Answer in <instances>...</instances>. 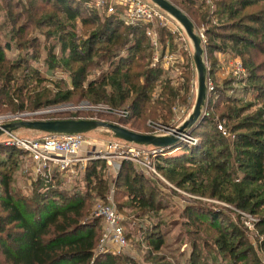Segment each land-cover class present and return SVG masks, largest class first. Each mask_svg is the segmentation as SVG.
<instances>
[{
    "label": "trees",
    "instance_id": "trees-1",
    "mask_svg": "<svg viewBox=\"0 0 264 264\" xmlns=\"http://www.w3.org/2000/svg\"><path fill=\"white\" fill-rule=\"evenodd\" d=\"M0 2L4 14L0 29L6 30L13 40L20 39L24 31L32 26L37 30H54L49 36H54L68 53L66 58L61 55V62L66 66L78 65L76 69L70 67L69 78L73 89L84 85L88 69L106 66L97 78L86 84L85 89L81 88L82 98L89 102L102 103L112 110H126L129 119L152 118L164 123L172 117V108L176 103H186L189 94L186 83L174 86L170 80L162 78L159 69L150 67L152 48L146 37L150 28L148 24L127 26L116 14L104 13L100 17L90 5L91 0ZM181 2L194 4L187 0ZM215 7L214 16L219 18L220 23L206 32V36L231 44L222 52H229L242 61L247 73L245 83L249 84L242 90L245 94L251 93L253 104L260 107L248 111L246 108H253V105H243V100L239 98L228 99L219 91L216 95L218 99L223 97L226 107L219 119L225 123L232 138H225L206 112L189 134L197 139L196 146L179 142L175 147L163 150L154 162L156 169L164 174L168 173L166 167L175 168L171 170L170 180L177 187L198 182L194 194L208 195L235 209L258 216L260 222L255 229L259 237L253 238L257 248L264 252V86L251 85L257 80L264 81V71L254 60L257 56H264V0H218ZM48 8L52 9L49 14L45 12ZM76 23H81L83 27H96L78 35L73 29ZM99 44L101 47H96ZM218 44L211 46L220 51ZM4 46L2 48L0 43V108L8 105L22 112L50 105L51 91L38 87L48 82L46 77L31 69L24 59L10 64L3 53L4 49H9V44ZM25 46L37 48L38 39L27 41ZM30 82L38 83L37 87L29 86ZM156 84L159 92L154 94ZM67 93L69 96L74 94L71 91ZM14 102L16 104L12 105ZM244 113L247 115L242 117ZM178 149L181 155L165 157ZM16 153H21L20 157L25 156L17 147L0 142V155L8 160L0 159V255L3 264H136L131 258L118 256L112 251L96 252L102 236V222L93 216L87 204V193L77 190L67 192L58 186L56 172L59 171L53 170L47 178L37 176L28 195L14 189ZM97 163L93 161L87 165L83 182L87 190L95 184V189L104 194L110 187L99 177L98 167L94 166ZM186 167L195 170L181 172ZM152 184L153 180L132 163L121 161L114 186L124 189L130 208L138 212L135 218L154 211L152 191L148 192V188L153 190ZM189 192L193 193V188ZM183 212L187 229L182 236L188 237L191 264H205L200 262V249L207 250L211 242L207 233L210 230L213 235L218 234L213 243L229 256L233 264L248 260L249 264H261L244 229L243 234L213 227L219 221H228L221 211L204 205H186ZM147 242L153 252H159L164 247L162 239L151 238ZM244 246L245 249H241Z\"/></svg>",
    "mask_w": 264,
    "mask_h": 264
},
{
    "label": "rangeland",
    "instance_id": "rangeland-1",
    "mask_svg": "<svg viewBox=\"0 0 264 264\" xmlns=\"http://www.w3.org/2000/svg\"><path fill=\"white\" fill-rule=\"evenodd\" d=\"M168 1L181 10L192 21L195 33L201 37L203 60L207 68V88L210 89V87H212V90L208 91L204 112L208 113L209 117L214 121L217 127L221 126L223 130H225L227 135H222L230 140L232 138L231 134L228 133L225 123L219 119V115L226 111L224 100L223 97L218 99L216 93H220L222 91L221 95L228 99L239 98L243 100V105H253V108H246L248 111L250 109V111H253L260 106L259 104H253L254 100L252 101L253 95L251 93L245 94V91L242 90L245 87H249V84H247V82L245 83L247 73L243 69L242 61L231 55L229 52H222L225 49H229L231 44L229 42H220L219 39L206 36V32L210 31L212 27L220 23L219 18H215L214 16L216 11L215 4L218 0H187L193 2V6L190 3H182V0ZM114 6V14L118 16L123 12V7L117 5ZM51 10L52 9L48 8L45 9V12L49 14L51 13ZM97 13L100 17H103L105 12L100 8L97 10ZM3 16L4 14L2 13L0 6V23H4ZM149 26L157 34L156 37L162 46V51L171 53L178 58V61L173 68L154 69H159L162 74V78L170 80L174 86H181L186 83L189 92L186 103H176L177 105L172 108V117L168 120V122L164 123L160 120H154L152 118H147L146 120L129 119V112L126 110H119L125 111L127 113L125 115L119 112L103 111L105 107H107L106 105L102 103L93 104L87 99L82 98L80 93L81 88L83 87V89H85L86 84L97 78V76H99V74L106 69V66H97L88 69L86 72L87 77L84 79V85L82 84V87L79 89H73L69 78L71 73L70 67L74 66L76 69L78 65L72 64L70 66H66L61 62V55L66 58L68 53L63 47H61V45L58 44L54 36H49L52 32H54V30H37L35 26L27 28L24 31L23 36L17 40H13L8 33H6V30L1 28L0 43L2 48L5 47L4 45H6V43L9 44V49H4L3 53L10 64H15L20 61V59H24L27 61L26 64H28L31 69L38 70L40 74L46 77L48 82L42 83L38 87H46V89L51 91L50 105L34 111L25 110L22 112L15 111L8 105H3L0 108V116H14L7 123L17 121V119L14 120V118H17L20 115H29L27 117L28 120H100L122 126L137 133L155 135H160L166 131L169 132L174 129L187 118L195 103L197 76L195 66L192 61L193 49L183 29L172 18H169L167 27H162L156 22L149 24ZM95 27L96 26L83 27L81 23H76L73 29L78 35H82L92 31ZM34 38L36 40L38 39L39 46L37 48L25 46L27 41H31V39ZM214 43H219L218 46L220 45L222 50H219L221 52L216 50V47H214V49L212 48L211 45ZM96 47H101V44ZM95 57L92 59H95ZM254 60L256 61V65L260 64L264 71V56H257ZM235 62L241 65V68L244 70V74L236 72L235 65H233ZM37 84L30 82L29 86L37 87ZM157 85L158 84H156L155 87ZM251 85L264 86V81L257 80ZM68 91H71V93L74 94L69 96L67 93ZM153 92L154 94L159 92L158 86ZM57 93H59V96H57ZM9 96L11 95L9 94ZM67 96L70 97L69 100L66 99ZM15 104L16 102L12 105ZM215 106L216 108H213ZM245 115L247 114L244 113L242 117ZM133 125L136 127H133ZM42 135L43 133L29 130H18L14 133V136L18 139H35ZM84 135L85 140L87 141L84 147V154L96 151V155L99 156H103L105 153L104 145L108 141L115 139L110 132L105 130H95ZM187 136L191 137L190 135ZM191 138L194 139L191 143L184 141V138H182L180 142H184L189 146H196L198 143L197 139L193 137ZM6 140H8L11 144L13 139L6 136L0 138L1 143ZM5 145L13 146L9 144ZM181 154V151L178 149L176 152H172V154H166L165 157L175 158ZM16 155H18V158L14 160L17 165L16 169L13 170L12 185L18 192L28 195V191L30 192L31 190V183L37 177L30 173L29 169L31 168V163L26 156L20 157L21 153H16ZM0 159L8 161L7 158H4L2 155H0ZM93 161L99 162L94 166L98 167L99 177H102L104 181L109 184L110 189L107 193L103 194L102 192H99V190L95 189V184L90 186V190H87L85 187V183L83 182L85 169L87 165L89 163L91 164ZM121 161L125 160L114 158H94L89 161L82 162L69 170L56 172L58 186L60 185V187L65 189L67 192L77 190L82 193H87V204L89 205V208L92 209L93 214L96 205L108 203L109 201L113 202L122 218L121 223L124 227L128 243L125 249L116 253L118 256L129 257L136 264H191V262H189L191 248L187 243L188 237L182 236L184 231L187 229V226H185L186 220L184 219L185 217H183V211L186 205H204L208 207V209L221 211L224 217L228 219V221H219V223L213 227L219 229L220 231H230V233H243L244 229V232L247 233V239L256 251L261 264H264V252L257 248V244L253 238V236L259 237L258 232L255 229V225L260 222V218L235 209L219 199L210 198L208 195L200 196L194 194V189H198L196 186L198 185V182L193 184L191 182V185L183 184L177 187L170 180L171 170L175 169L172 168V166H163L168 169V173L164 174L156 169L155 162L153 160L152 166L155 173L151 174L147 173L146 169L141 165L135 162H130L136 167V169H138V171H141L147 178L149 177L153 180V184L151 185L153 190L148 188V192L152 191L153 197H151V199H153L155 205L153 207L154 211L147 213L145 216H140V218H135V214L138 212L130 208L131 206L124 194V189L122 187L117 188L114 186ZM10 164L13 163L10 162ZM4 169L8 171L6 167ZM26 170L28 172H26ZM191 170L195 169L193 167H186L185 170L181 172L186 173ZM192 188L193 193H190L189 190ZM139 224L142 225L140 226ZM210 232L211 230L207 233L210 234L211 242H209L207 250L200 249V254H202L200 262H204L205 264H233L229 256L225 255L221 249L218 248L217 244L213 243L215 242L214 239L218 236V234L216 233L213 235V233ZM151 238L162 239L164 241V247L161 251L153 252L151 246H148L147 241ZM99 245L100 240L96 248L97 253H99L100 250ZM106 249L108 251L113 250L110 245H107ZM241 249H245V246ZM162 258H164L163 261H161ZM2 259L3 258L0 255V264H3ZM237 264H249V260Z\"/></svg>",
    "mask_w": 264,
    "mask_h": 264
},
{
    "label": "built area",
    "instance_id": "built-area-1",
    "mask_svg": "<svg viewBox=\"0 0 264 264\" xmlns=\"http://www.w3.org/2000/svg\"><path fill=\"white\" fill-rule=\"evenodd\" d=\"M90 5L99 10L103 9L106 15L115 13L114 5L123 7V12L119 14L121 21L127 25H136L139 23L151 24L159 23L162 27H167L169 16L154 6L147 0H91ZM105 9V10H104ZM156 33L151 29H147L146 36L150 41L152 48L150 67L160 69H170L177 63L178 58L168 52L162 51V46L156 37ZM235 70L237 73L244 74L241 65L235 62ZM209 90H212L210 87ZM100 107V106H99ZM103 110V109H100ZM103 111L119 112L123 115L125 111L112 110L105 107ZM14 117V116H12ZM10 116H0V127L12 118ZM17 118L15 117L14 120ZM223 135H227L221 126L218 127ZM164 132L163 134H168ZM155 135V134H154ZM12 138L10 144L6 140L5 144L16 146L25 153L26 158L31 163L30 173L35 177L41 176L47 178L53 170L59 172L69 170L82 162L89 161L94 158L100 159H120L129 162H135L144 167L147 173H155L152 161L160 155L163 150L153 147H143L126 143L117 139L108 141L104 145V155H96L93 153H85L84 147L87 141L84 134H43L35 139H18L12 135H5ZM184 141L193 142L191 137L185 136ZM181 138V140H182ZM96 155V156H95ZM26 172H28L26 170ZM111 197V196H109ZM93 216L102 222V237L100 239L99 252L108 251L107 245L113 248L114 253H119L128 245L122 225V218L116 210L113 202L101 203L96 205Z\"/></svg>",
    "mask_w": 264,
    "mask_h": 264
},
{
    "label": "water",
    "instance_id": "water-1",
    "mask_svg": "<svg viewBox=\"0 0 264 264\" xmlns=\"http://www.w3.org/2000/svg\"><path fill=\"white\" fill-rule=\"evenodd\" d=\"M159 8L170 18L175 20L183 29L189 39L192 49V61L197 76L196 98L191 113L170 133L164 135L142 134L128 130L122 126L107 123L100 120L85 119H64V120H28L29 115H20L17 121L6 123L0 127V138L5 135H12L18 130H29L43 134H87L95 130L110 132L117 140L143 147L157 149H171L175 147L182 137L190 134L199 122L206 116L204 112L207 100V68L203 60L202 40L195 33L192 21L168 0H147ZM37 115V114H34Z\"/></svg>",
    "mask_w": 264,
    "mask_h": 264
},
{
    "label": "crops",
    "instance_id": "crops-1",
    "mask_svg": "<svg viewBox=\"0 0 264 264\" xmlns=\"http://www.w3.org/2000/svg\"><path fill=\"white\" fill-rule=\"evenodd\" d=\"M220 59V58H219Z\"/></svg>",
    "mask_w": 264,
    "mask_h": 264
}]
</instances>
